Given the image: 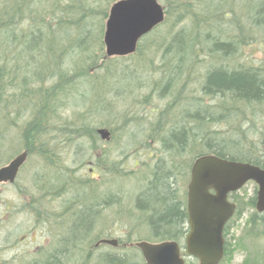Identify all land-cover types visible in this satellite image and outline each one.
<instances>
[{"label":"trees","instance_id":"obj_1","mask_svg":"<svg viewBox=\"0 0 264 264\" xmlns=\"http://www.w3.org/2000/svg\"><path fill=\"white\" fill-rule=\"evenodd\" d=\"M117 1L0 0V148L3 142L11 144L19 140L29 157L38 158L42 165L43 174L34 181L35 186L36 181H40L35 187L36 197L62 198L65 206H70L68 210L72 211L67 213L63 225L62 258L65 260L73 252L85 253L86 237L97 219L95 208L106 202L96 200V187L90 177H75L74 170L64 168L61 151L53 142L60 145L85 141L87 150L93 152L102 149L98 130L109 133V142L113 137L111 131L102 124L96 127L92 120L95 116H111V112H107L112 106L102 99L108 90L107 84L103 82L94 88L96 90L92 88V100H88L89 93L82 88L97 81L98 77L92 74L96 70L113 71L114 76L128 74L127 68L117 73L118 70L105 65L110 59H105L104 54V26L110 6ZM159 1L165 10V20L140 40L133 56H137L144 68L147 67L145 60L151 63L158 60L155 69L159 79L150 89L157 99L167 97L169 101L163 109L147 117L148 137L158 143L160 149L152 165L146 166L147 172L141 179L145 184L140 187L134 204L141 212L139 224L151 235L144 240L178 242L187 234V214L183 209L185 203L177 199L174 185L178 177H187L190 173L191 152L196 151L193 160L213 155L264 169V151L258 154L251 150L240 157L235 137L221 138L217 143L213 137L204 139L210 132L205 128L207 118L214 119L207 107L200 108L202 110L195 111L192 116L189 110L185 112L183 119L188 127L178 125L177 116L171 118L169 112L184 99L193 80H199L197 86L205 97H219L244 105L264 104V0ZM254 45L262 49V58L246 55V50ZM238 55L243 65L235 58ZM230 61H236V67L231 69L225 65ZM201 69L203 73L198 75ZM133 93L115 91L116 120H123V123L141 121L134 113L125 118L131 112L126 100L127 97L133 99ZM76 97L81 105L75 103ZM149 99L147 95L136 103L146 105ZM183 102L187 108L194 107L188 99ZM219 107L222 106L216 109ZM224 109L225 106L219 110ZM67 110L75 111L71 112L72 117L63 119L61 113ZM191 123L194 127L189 126ZM15 131L18 138L12 135ZM216 134L213 132L211 136ZM196 145L203 146L206 153L194 149ZM102 161L101 156L95 155L93 168L88 171L111 174V169ZM112 166L116 168V162H112ZM229 200L236 205L235 213L239 214L236 193L230 194ZM248 205H255V197ZM229 222L224 228V238ZM46 223L37 221V228L42 225L43 229ZM257 223L264 225L263 214L254 213L250 217V231ZM60 246L52 248L54 253L49 264L59 260ZM227 254L225 243L224 257ZM89 256V253L85 255L84 260ZM96 263L133 264L125 256L112 255Z\"/></svg>","mask_w":264,"mask_h":264},{"label":"rangeland","instance_id":"obj_2","mask_svg":"<svg viewBox=\"0 0 264 264\" xmlns=\"http://www.w3.org/2000/svg\"><path fill=\"white\" fill-rule=\"evenodd\" d=\"M261 51L262 49H258L257 45H254L252 48L246 50V55L251 58L259 59L262 58ZM235 58L239 59V64H244V61L240 59L239 55L235 56ZM144 63L147 66L146 68L142 66L143 63L141 61H138L137 56L133 55L127 58H111L105 63L106 66L118 70L117 73L120 71L122 72L127 68L125 72L128 74L122 77L119 75L114 76L113 71L110 72L105 69L96 70L93 71L92 74L98 77L97 81H92L90 84H87L82 88V90L86 89L89 93L88 100H92V90L103 82L107 84L108 90H106V94H103L102 99L109 104V107L110 105L112 106V109L107 112H111V116H95L92 119L93 122H95L96 127H98L99 124H102V126L111 131V134L113 135L110 142L109 139L100 141V146L102 147L101 150L89 152L87 150L88 145L85 141L64 142L66 143V147H64V143H60L59 145L58 142H53V145H56L55 148L59 149V152L61 151L60 157L63 161L64 168L74 170L75 177H82L85 175L90 177L91 181H94V187H96V200L99 203L106 202L95 208L97 219L94 228L89 231L86 237L85 244L87 245L84 249L85 253L73 252V255H68L66 259L67 264H97L96 262H100L102 257H107L109 255L125 256L133 264H145L140 252L136 248H123L121 247V244L124 243L128 245L140 241L157 243L155 240H144L149 239L151 235L146 227H141L139 224L141 220L140 217L142 216L140 214L141 212L135 209L134 203L135 197L140 192V187L145 184V182H141V179L147 172L146 166L152 165L158 155V150L160 149V145L155 141H151L150 137H148V129L150 125L147 117L154 115L155 110L163 109L169 100L167 97L157 99L154 91H151L150 89L152 83L159 79L158 73L155 69L158 65V60L155 59L152 63L145 60ZM236 64V61H230L226 62L225 65L232 69L236 67ZM202 73V69L197 72L198 75H201ZM109 74H111L112 77H109ZM198 81L193 80L190 84L191 87L188 90V93H184L183 95L184 99L181 100L180 103L178 102L176 106L173 105L171 107L169 111L172 113L171 118L175 117L176 119L177 116L178 119L176 120L178 121H175L176 123L180 121L178 125H187L186 120L183 119L187 110H189L188 114L191 115L197 110H202L200 108L207 107L208 113H211L214 116V119L210 120L207 118L205 128L206 131H210L211 133L207 132L208 134H206L209 136H205L204 139L213 137L215 143H217L222 139H232L235 137V140L238 141V143H236V152L240 154V157L246 156L251 150L258 154L264 151V104L244 105L241 103H232L228 100L220 99L219 97H205L200 92L199 86H197L199 85ZM113 90L119 92L128 90L134 92L133 99L132 97H127L126 101L129 104L128 108L131 112L125 118H130L132 113H134L141 119V121H127L123 123V120L122 122L116 120L117 117L115 118V111L113 109L114 104H116V98L114 97L115 91ZM147 95L150 98L148 103L146 105H137L136 102H141L143 97ZM198 98H201V101L197 102ZM78 99V97L75 98V103L81 105L82 103ZM186 99H188L194 107H185L187 105L186 102L183 101ZM218 106H222L221 108L225 106V109L220 111V107L219 109H216ZM226 109L227 111H225ZM73 111L75 110L63 111L61 113L62 118L66 119L72 117L71 112ZM220 113L221 116L218 117ZM189 126L194 127V123H191ZM196 130L197 129H195V132H197ZM213 132H217L216 136H211L213 135ZM12 135L13 137L15 136V138H18L16 131ZM1 146L0 166L4 161L14 157L22 151V146L19 140L11 144L3 142ZM196 146L197 147L194 146V149H198V152L206 153L203 146ZM188 147H191V145ZM102 151H105V154H103ZM195 152L196 151L194 150L189 154L192 156L190 164L194 161L193 153ZM95 155L102 157V162H104L105 167L111 169V174L102 175L96 170L94 173L88 171L90 168H93L91 164L94 163ZM184 158L187 159V157ZM122 161L123 163L120 164ZM112 162H116V168H113ZM40 163L41 162L38 158L33 156L29 157L27 165L23 170L25 181L29 180L30 177V181H33L30 183H34L35 179L43 174L42 165H40ZM179 163L177 164L178 167ZM91 174L92 176H90ZM188 181L189 174L187 177H178L174 185V192L176 196H178L177 199L181 198L182 202H185ZM39 182L36 181V186L34 185V187H37ZM256 192L257 187L252 182L247 183L242 189L236 192L240 203V210L239 214L235 213L228 224L224 238L228 254L220 264H264V225L260 223L255 224V229L253 231H250L248 225L250 217L254 213L258 214L255 211V206L248 205L249 200L256 196ZM66 198H68V196ZM62 201L64 202V199H62ZM230 201L232 202V200ZM66 207L67 213L72 211L68 210L70 207L69 205ZM41 226L38 227L39 230L37 231V245L42 241L45 234L44 230L41 229ZM184 237L178 241L182 248V255H185L183 247ZM104 238L119 240L120 246L116 248L106 245L94 247L99 240ZM88 253L90 254L88 257L89 259L84 260L86 259L84 258L85 255ZM193 262L196 261L186 260V264Z\"/></svg>","mask_w":264,"mask_h":264},{"label":"water","instance_id":"obj_3","mask_svg":"<svg viewBox=\"0 0 264 264\" xmlns=\"http://www.w3.org/2000/svg\"><path fill=\"white\" fill-rule=\"evenodd\" d=\"M165 10L158 0H119L108 11L104 26L105 59L133 55L139 41L160 26ZM101 140H108L106 130H98ZM26 152L0 168V183L13 181L26 160ZM257 187L255 211L264 215V169L243 162L229 161L213 155L196 158L190 168L187 184V228L184 253L179 243L137 242L145 264H185L192 259L197 264H219L224 257L223 232L235 213L236 206L228 196L247 183ZM115 240H100L96 245L116 246Z\"/></svg>","mask_w":264,"mask_h":264},{"label":"flooded vegetation","instance_id":"obj_4","mask_svg":"<svg viewBox=\"0 0 264 264\" xmlns=\"http://www.w3.org/2000/svg\"><path fill=\"white\" fill-rule=\"evenodd\" d=\"M23 152H26V160L15 179L0 183V264H49L54 253L52 248L57 244H61L60 257L54 264H66V260L62 258V236L65 232L63 225L67 207L62 198L36 197L34 183H30L33 181H30V177L29 180H24L23 170L30 156L27 149H22L14 157L4 161L0 168L8 166ZM184 203L183 209L186 211V198ZM40 220L47 223L43 228L44 237L37 245V221ZM115 241L117 244L114 248L119 247V240ZM96 244L94 247L100 246ZM134 244L123 243L121 247H134Z\"/></svg>","mask_w":264,"mask_h":264},{"label":"bare ground","instance_id":"obj_5","mask_svg":"<svg viewBox=\"0 0 264 264\" xmlns=\"http://www.w3.org/2000/svg\"><path fill=\"white\" fill-rule=\"evenodd\" d=\"M121 216H123V215H121ZM92 228H94V226Z\"/></svg>","mask_w":264,"mask_h":264}]
</instances>
